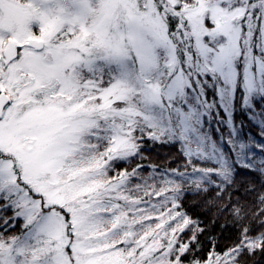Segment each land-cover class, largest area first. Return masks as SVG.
Listing matches in <instances>:
<instances>
[{
    "label": "snow or ice",
    "instance_id": "snow-or-ice-1",
    "mask_svg": "<svg viewBox=\"0 0 264 264\" xmlns=\"http://www.w3.org/2000/svg\"><path fill=\"white\" fill-rule=\"evenodd\" d=\"M158 145L176 167L143 163ZM209 193L240 225L223 247L183 207ZM256 256L264 0H0V264Z\"/></svg>",
    "mask_w": 264,
    "mask_h": 264
},
{
    "label": "trees",
    "instance_id": "trees-1",
    "mask_svg": "<svg viewBox=\"0 0 264 264\" xmlns=\"http://www.w3.org/2000/svg\"><path fill=\"white\" fill-rule=\"evenodd\" d=\"M236 120L237 123L243 121V133L255 135L258 132V129L251 125L244 115L238 114ZM256 138L260 139L258 136ZM144 155L147 159L143 163L150 165L176 167V164L180 162L176 149L167 145L155 146L153 150L145 152ZM174 159L176 163H172ZM132 166L135 165L133 164ZM253 183L259 187L258 180L253 179ZM208 195L211 198L210 200L205 199L202 195H189L184 198L183 207L193 219L201 221V227L206 229L205 233L200 237L202 242L206 241L209 237H216L221 247L231 244L238 235L237 230L240 225L235 222L234 217L229 212L221 211L222 206L227 203V197L224 200L216 201L214 193H209ZM250 200L251 197L248 201H244V203H249ZM207 247L208 245L205 244V251ZM248 264H264V257H253L248 260Z\"/></svg>",
    "mask_w": 264,
    "mask_h": 264
}]
</instances>
